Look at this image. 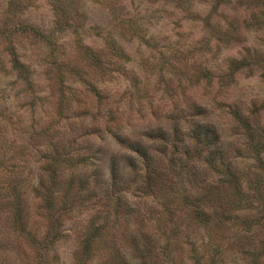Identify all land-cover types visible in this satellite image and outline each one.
I'll use <instances>...</instances> for the list:
<instances>
[{
  "label": "trees",
  "instance_id": "1",
  "mask_svg": "<svg viewBox=\"0 0 264 264\" xmlns=\"http://www.w3.org/2000/svg\"><path fill=\"white\" fill-rule=\"evenodd\" d=\"M164 1L196 15L193 0ZM223 1L227 0H213L212 7L216 8L214 2L219 5ZM239 1L250 13L242 25L246 30L254 28L264 39V0ZM71 3L52 0L55 28L47 33L19 20L4 24L2 34L8 39L5 54L10 55L11 69L26 83L30 82V71L19 59L12 36L28 34L55 47L59 40L55 30L71 28L78 33ZM20 4L18 1L12 6ZM210 16L201 18L210 37L203 35L186 47L170 76L154 69L156 76L147 83L148 76L143 79L133 69H126L129 53L119 44L116 31L109 29L102 34L98 30L102 46L84 44L78 37L76 47L87 69L99 73L101 79L79 77L77 83L65 86L63 71L84 74L83 67L61 63L56 68L60 78L52 84L57 94L54 106L52 110H38L44 111L46 119L38 116L14 126L0 111V210L9 209L14 229L36 245L39 264H66L58 259L48 262V253L57 254L56 246L66 238L65 221L71 220L73 213L79 215L82 208L94 209L95 213L70 232L74 240L72 264H131L121 250L122 236L135 248L138 264H153V260L155 264L175 244L174 238L180 233L176 217L181 212H187L193 223L206 229L237 225L233 240L238 250L226 252L220 244L210 242L208 264H241L245 257L251 264H263L264 119L260 110L264 105L259 107L251 100L250 106L242 99L230 101L227 97L239 71L254 73L264 68V55L257 47L246 45L239 56L216 65L214 46L238 43L241 32L234 19L229 18L222 29ZM126 19L132 33L137 32L135 19ZM169 47L168 56L180 52ZM166 55L159 52V60L166 63ZM114 71L127 76L119 98H114L106 84L98 85ZM158 92L163 103L151 98ZM167 98L172 104L166 107L163 99ZM208 104L229 113L243 144L224 143L209 117ZM30 105L35 109L34 101ZM136 116L145 121L131 122ZM243 152L254 159V164L241 166ZM30 161L39 171L33 192L41 200L34 212L26 210L24 196L28 192L25 186L32 183L19 176L22 166ZM248 172H252L251 177ZM127 193L138 200L130 199ZM158 194L161 210L153 205L146 209L139 206L146 197ZM254 200L256 205H250ZM243 205L256 211L245 217L239 213ZM33 222L37 229L31 228ZM160 240L164 241L161 250ZM192 246L195 263L202 264L197 248Z\"/></svg>",
  "mask_w": 264,
  "mask_h": 264
},
{
  "label": "rangeland",
  "instance_id": "2",
  "mask_svg": "<svg viewBox=\"0 0 264 264\" xmlns=\"http://www.w3.org/2000/svg\"><path fill=\"white\" fill-rule=\"evenodd\" d=\"M22 4L12 6L15 2ZM74 5L75 17L74 24L79 26L78 33L72 32L71 28L65 30H55V36H59V40L55 47L48 46L45 43L34 40L28 34L13 35L12 43L15 45L16 52L21 62L28 66L30 71L29 81L31 88H28L26 80L18 77V74L11 69L10 55L5 54L4 47L8 41L6 35L2 34L4 24L13 25L17 20L39 27L46 33L55 28L53 25L54 14L52 9V0H0V111L10 119L11 125H18L19 123H29V119H36L42 116L46 119L44 111L41 109L52 110L57 94H54L52 84L57 81V66L62 64L72 63L78 67H83L84 74H78L64 70L65 86L70 83H77L79 77L92 78L100 77L99 73L89 71V66L81 58L77 49V38H81L84 44H100V37L96 32L102 31L104 33L109 29L116 31L115 37L129 53V62L125 64L127 70H134V72L143 79L147 78V83L152 82L156 76L154 69L163 71L165 76H170L172 66L177 62L181 63L180 53L186 47L192 45L196 39L203 35L210 37L207 33V28L203 25L201 18L207 14H211L214 20L220 22V28H226L227 20L234 19L240 25L239 31L241 36L239 42H230L222 44L219 47L214 46V63L225 65L228 57H237L242 53L243 47L253 45L260 50L264 55V39L258 35L254 28H245L242 25L243 21L250 18L248 10L240 5L239 0H227L221 2L219 5L212 7L213 0H193V12L196 14H187L180 7H176L168 1L164 0H70ZM10 3V4H9ZM116 9V12L114 10ZM210 16V17H211ZM127 17H133L135 23L139 26L138 34L132 33V26L127 21ZM215 21V23H216ZM120 25V26H119ZM171 45L172 48L169 46ZM176 50L175 54H170L167 50ZM180 49V50H179ZM218 49V51H217ZM162 52L166 55V63L159 60L158 53ZM179 60V61H178ZM62 63V64H61ZM214 64V65H215ZM156 65V67L154 66ZM179 66V65H178ZM183 66V64H182ZM153 70V71H152ZM264 68H257L254 73L244 69L235 75V81L231 84L228 91V100L242 99L245 104L252 105L251 100L256 105L262 107L264 105ZM151 77V78H150ZM101 79V77H100ZM127 76L120 72L114 71L110 74L108 79L98 82L99 86L106 84L114 98L121 96L127 85ZM161 93H154L152 100H158L163 103L160 97ZM55 97V98H54ZM165 101L166 107L171 103L172 99ZM34 101V108L31 107L30 102ZM165 107V106H164ZM210 112V119L214 121L220 131L221 137L226 144L233 143L234 145H241L243 141L239 135V130L233 125V121L229 113L221 106L207 105ZM261 116L264 119V108L260 110ZM11 117L13 120L11 121ZM133 123L144 122L138 116L133 117ZM24 135L21 134L20 137ZM243 158L240 160L241 166L249 167L254 164V159L247 156L246 152L242 153ZM264 157V156H263ZM19 162H17L18 164ZM133 174V172H132ZM252 175V172H248ZM39 171L37 166L35 168L32 162L24 164L21 168L19 176L26 178L32 185L25 186L28 189L25 196V208L29 212H34L41 200L40 197L33 192L36 186ZM127 197L137 201L132 194L127 193ZM147 201H140L139 206L143 209L151 207L161 210V196L150 195ZM129 199V200H130ZM132 200H130L132 202ZM257 201H252L250 205H256ZM134 205V203H133ZM243 205L239 209V213L245 217L253 215L256 211L253 207ZM9 209L0 210V264H39L37 259V247L29 238L18 233L14 229L11 222ZM95 210L90 208H82L79 215L73 213L71 220L65 221L63 227L66 238L62 239L58 246H56V253L50 251L48 253V262H59L66 264L73 263L72 251L74 240L70 236V232L74 225H79L80 222L85 221L86 218L93 215ZM152 214L148 215V218ZM187 212H181L176 217L180 228V233L175 236V244L169 248L166 253L160 255V261L155 264H196L191 253L194 245L198 251V257L201 258L202 264H208L209 257L211 258V251L207 248L209 243L215 242L220 244L226 252L237 251L238 243L233 240V234L237 231V225H216L211 228H205L201 224H195L189 219ZM34 218V217H33ZM32 218V219H33ZM39 218H36L38 220ZM36 220H32L35 221ZM83 220V221H82ZM153 221V219H150ZM31 223L32 229H37V223ZM264 222V221H263ZM29 224V223H28ZM264 232V226L262 228ZM170 233L169 231H167ZM122 243L120 242L121 250L125 254L126 259L131 264H138L137 252L135 248L129 246V241L122 236ZM126 242V244H125ZM164 241H159V250ZM257 248L259 249L258 245ZM58 257V258H57ZM155 262V260H153ZM153 262V264H154ZM241 264H251L249 257L240 260ZM264 264V262H262Z\"/></svg>",
  "mask_w": 264,
  "mask_h": 264
}]
</instances>
